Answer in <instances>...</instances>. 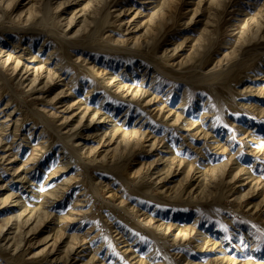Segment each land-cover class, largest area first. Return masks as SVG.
I'll use <instances>...</instances> for the list:
<instances>
[{
  "label": "rangeland",
  "instance_id": "rangeland-1",
  "mask_svg": "<svg viewBox=\"0 0 264 264\" xmlns=\"http://www.w3.org/2000/svg\"><path fill=\"white\" fill-rule=\"evenodd\" d=\"M0 264H264V0H0Z\"/></svg>",
  "mask_w": 264,
  "mask_h": 264
},
{
  "label": "bare ground",
  "instance_id": "bare-ground-1",
  "mask_svg": "<svg viewBox=\"0 0 264 264\" xmlns=\"http://www.w3.org/2000/svg\"><path fill=\"white\" fill-rule=\"evenodd\" d=\"M94 2V1H93ZM96 2V1H95ZM92 7V6H91ZM35 13V12H34ZM106 24H107V20L105 19V18H102L101 20H100V22L98 23V26H97V28H98V30H100V31H102L103 29H105V27H106ZM43 31V30H42ZM40 32V31H39ZM98 32V31H97ZM155 32V31H154ZM166 33V32H165ZM49 36V35H48ZM90 36H92V35H90ZM163 36V35H162ZM31 39V38H30ZM59 44V43H58ZM61 45V44H60ZM65 47V46H64ZM61 48V47H60ZM59 49V48H58ZM66 49V48H65ZM124 49V48H123ZM60 50V49H59ZM58 50V51H59ZM127 50V49H126ZM62 51V50H61ZM60 51V52H61ZM135 51V50H134ZM57 52V51H56ZM258 52V51H257ZM138 53V52H137ZM58 54H59V52H58ZM61 54V53H60ZM163 54V53H162ZM63 56V55H62ZM58 58V57H57ZM63 58H65V57H63ZM8 59V58H7ZM59 59V58H58ZM66 60V59H65ZM59 63H64V62H62V61H59V60H57ZM64 61V60H63ZM17 65V64H16ZM242 66V65H241ZM219 70V69H218ZM228 70V69H227ZM226 70V71H227ZM237 71V70H236ZM222 73V72H221ZM231 73V72H230ZM232 74H234L233 72H232ZM231 74V75H232ZM89 75V74H88ZM190 75V74H189ZM198 75H200V73L198 74ZM169 76V75H168ZM228 77H227V79L229 78V77H231V76H229V75H227ZM193 77V76H192ZM209 78H211L210 76H208ZM213 77V76H212ZM214 78V77H213ZM213 78H211V79H213ZM190 79V78H189ZM217 79V78H216ZM219 79V78H218ZM223 79V78H222ZM230 79V78H229ZM37 81V80H36ZM225 81H227L226 79H225ZM225 81H224V84L227 86V83H225ZM220 82L221 81H219V86L222 88V85L220 84ZM45 83V82H44ZM210 83V82H209ZM223 84V83H222ZM213 86V85H212ZM231 86V85H230ZM225 87V86H224ZM59 89V88H58ZM105 89V88H104ZM231 89V88H230ZM91 90H92V88H91ZM119 92V91H118ZM222 100L223 101H226V99L222 96ZM50 112V111H49ZM12 113V112H11ZM10 113V114H11ZM26 113H28V112H26ZM9 114V115H10ZM35 114H37V113H35ZM95 114V113H94ZM8 115V116H9ZM25 116H26V114H24ZM28 115H29V113H28ZM31 115V114H30ZM41 115V114H40ZM84 115V114H83ZM82 115V116H83ZM24 116V121L27 119V116L25 117ZM29 117V116H28ZM34 117H35V115H34ZM36 118V117H35ZM38 118V117H37ZM93 118V117H92ZM91 118V119H92ZM22 119V120H23ZM45 119V118H44ZM43 120V119H42ZM94 120V119H93ZM17 121V120H16ZM37 121V120H36ZM98 121H99V119H98ZM177 121V120H176ZM40 122V121H39ZM43 122V121H42ZM89 122H91V121H89ZM44 123V122H43ZM32 124H33V126L35 127V125L37 124V122H35V121H33L32 122ZM4 125V124H3ZM18 125V124H17ZM18 130V129H17ZM51 134H53V133H51ZM145 136V135H144ZM53 138V137H52ZM51 139V138H50ZM180 164V163H179ZM62 169V168H61ZM122 170V169H121ZM123 179V178H122ZM119 180H120V178H119ZM142 189V188H141ZM34 190V189H33ZM139 192V194H140V191H137V193ZM48 204V203H47ZM37 205V204H36ZM25 209V208H24ZM31 209H34L33 207L31 208ZM36 209V208H35ZM32 213V212H31ZM38 215V214H37ZM30 216V215H29ZM27 219V218H26ZM46 219V218H45ZM151 222V221H150ZM33 223V222H32ZM133 228H135V227H133ZM140 229H142V228H140ZM151 230V229H150ZM152 233V232H151ZM21 241V240H20ZM167 242V241H166ZM167 255V254H166ZM16 261L15 262H21V258L19 257V258H17V259H15ZM10 263V262H9Z\"/></svg>",
  "mask_w": 264,
  "mask_h": 264
}]
</instances>
